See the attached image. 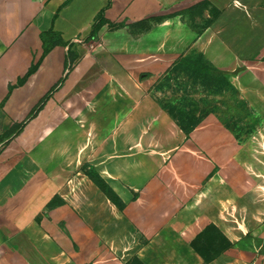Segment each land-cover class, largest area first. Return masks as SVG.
Here are the masks:
<instances>
[{"label":"crops","instance_id":"1","mask_svg":"<svg viewBox=\"0 0 264 264\" xmlns=\"http://www.w3.org/2000/svg\"><path fill=\"white\" fill-rule=\"evenodd\" d=\"M189 38L264 78V0H0V264H264V140L186 137L132 93ZM209 227L230 247L206 261Z\"/></svg>","mask_w":264,"mask_h":264},{"label":"rangeland","instance_id":"2","mask_svg":"<svg viewBox=\"0 0 264 264\" xmlns=\"http://www.w3.org/2000/svg\"><path fill=\"white\" fill-rule=\"evenodd\" d=\"M180 13L186 14L185 10ZM100 17L106 21L102 14ZM185 25L190 28V14ZM198 27L201 30L202 25H196V29ZM236 75L241 77L239 83L243 82V86L235 85ZM259 77L251 72L217 70L202 55L190 53L189 38L181 47L180 57L166 72L156 77L149 74L147 87L132 93L148 97L139 105L146 109L148 123L161 114L187 137L194 128L213 121L229 129L237 140L254 137L263 142L264 78ZM98 89L100 94L107 92L106 87ZM113 90L111 94L116 93V88ZM83 94H90L89 86L84 88ZM86 173L91 175L90 170ZM196 249L210 258L228 247L220 234L210 229L196 243Z\"/></svg>","mask_w":264,"mask_h":264},{"label":"trees","instance_id":"3","mask_svg":"<svg viewBox=\"0 0 264 264\" xmlns=\"http://www.w3.org/2000/svg\"><path fill=\"white\" fill-rule=\"evenodd\" d=\"M102 20V21H101ZM105 22L103 21V19L100 17L99 19H98V26H100V25H102V24H104ZM93 33H94V29H93V31H92V35L90 36V38H93ZM53 38H54V36H53V34H48V35H46V38H43V41H44V44H47L48 42H50L51 43V45L52 46H54V45H56V44H59V45H66V44H64V43H62V42H53L52 40H53ZM49 49H50V47L49 46H46V49H44V54H46L48 51H49ZM70 60V64L72 63V59L70 58L69 59ZM36 70V65H34V66H32L30 69H29V71H28V73H27V75H29V74H31L32 72H34ZM24 80V79H23ZM23 80H21L20 81V83H22L23 82ZM45 100V98L44 99H42L41 101H40V103L38 104V106H36V108L32 111V113H31V116H34L36 113H37V111L40 109V106H41V104L43 103V101ZM91 172V175H89L88 173H86V175L105 193V195L111 200V201H113L116 205H119V202H118V200L116 199V197L114 196V194L109 190V188L98 178V176L96 175V173L95 172H93V171H90ZM104 188L106 189V191L104 190ZM210 229H214L213 227H209L208 229H207V231L206 232H208ZM214 230H216V229H214ZM217 231V230H216ZM218 232V231H217ZM205 235H206V233H205ZM221 236V235H220ZM205 237V236H204ZM222 237V236H221ZM222 239L224 240V238L222 237ZM198 241H200V240H198ZM197 241V242H198ZM224 242H225V245L229 248L230 247V245H229V243L226 241V240H224ZM195 249H196V245H195ZM197 250V249H196ZM225 250V249H224ZM198 251V250H197ZM199 252V251H198ZM200 253V252H199ZM201 254V253H200ZM202 255V254H201ZM216 255V254H215ZM215 255H213L212 257H210V258H206L204 255H202L203 257H204V259L206 260V261H209L210 259H212Z\"/></svg>","mask_w":264,"mask_h":264}]
</instances>
